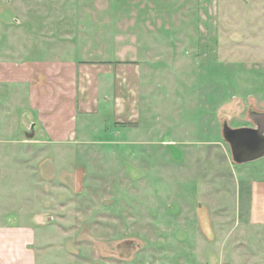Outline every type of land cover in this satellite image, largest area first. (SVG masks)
Listing matches in <instances>:
<instances>
[{"label":"rangeland","instance_id":"rangeland-1","mask_svg":"<svg viewBox=\"0 0 264 264\" xmlns=\"http://www.w3.org/2000/svg\"><path fill=\"white\" fill-rule=\"evenodd\" d=\"M118 11L126 49L154 45L139 125L40 149L35 193H0V215L34 225L35 264H233L248 238L264 244L245 226L251 196L237 181L264 155L234 162L221 133L224 119L253 126L250 110H264V3L123 0Z\"/></svg>","mask_w":264,"mask_h":264},{"label":"crops","instance_id":"crops-1","mask_svg":"<svg viewBox=\"0 0 264 264\" xmlns=\"http://www.w3.org/2000/svg\"><path fill=\"white\" fill-rule=\"evenodd\" d=\"M122 2L0 0L1 194L29 196L31 187L35 193L33 180L46 168L40 149L98 142L96 131L116 136L127 124L139 125L142 68L150 65L142 56L154 45L134 41L126 49ZM240 176L251 196L245 226L264 238V165L255 176ZM6 207L0 212H10ZM34 239V225L0 215V264H35ZM231 259L264 264V244L255 248L248 238Z\"/></svg>","mask_w":264,"mask_h":264},{"label":"water","instance_id":"water-1","mask_svg":"<svg viewBox=\"0 0 264 264\" xmlns=\"http://www.w3.org/2000/svg\"><path fill=\"white\" fill-rule=\"evenodd\" d=\"M253 126L231 127L223 120L221 133L234 162L243 163L264 155V110L251 109Z\"/></svg>","mask_w":264,"mask_h":264}]
</instances>
